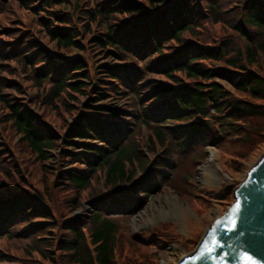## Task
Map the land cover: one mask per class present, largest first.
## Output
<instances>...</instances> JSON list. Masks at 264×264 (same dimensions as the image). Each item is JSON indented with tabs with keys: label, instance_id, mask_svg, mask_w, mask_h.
I'll list each match as a JSON object with an SVG mask.
<instances>
[{
	"label": "trees",
	"instance_id": "16d2710c",
	"mask_svg": "<svg viewBox=\"0 0 264 264\" xmlns=\"http://www.w3.org/2000/svg\"><path fill=\"white\" fill-rule=\"evenodd\" d=\"M12 2L37 28L1 26L0 72L20 67L52 109L43 122L0 76L3 128L17 136L0 135V240H25V256L0 249V264H55L54 246L61 264H134L149 234L129 231L126 216L149 190L121 188L155 182L174 150L200 156L187 153L209 133L207 145L246 141L245 116H264V0H84L75 14L71 0H0L4 13ZM54 110L69 113L61 131L46 124ZM84 196L90 213L65 216Z\"/></svg>",
	"mask_w": 264,
	"mask_h": 264
},
{
	"label": "rangeland",
	"instance_id": "374dc122",
	"mask_svg": "<svg viewBox=\"0 0 264 264\" xmlns=\"http://www.w3.org/2000/svg\"><path fill=\"white\" fill-rule=\"evenodd\" d=\"M83 1L71 0V6L68 7L69 11L75 14L77 9H74V4L76 3L80 7ZM16 18L26 24L28 23V25L32 26V32H35L37 28L36 17L32 14V11H28L14 2H12L8 14L4 13L0 7V28L1 26L11 25L21 27V25L17 24L20 21H16ZM221 32L219 28H216V34L220 35ZM41 40L47 45H51L47 38L41 37ZM17 70V74L1 71L0 76L1 78L16 79L19 82L20 91L11 87H4L2 92L7 93L9 97L19 96V100L24 101L29 106V109L33 113H37L39 118L45 122L44 120L47 119L43 118V110L45 108L46 86L38 88L32 85L31 81L21 72L20 67ZM219 82L225 84L223 81ZM81 100L83 101L84 99ZM45 109L51 110L52 108ZM6 117V109L0 102V135L1 137L7 135L9 140L14 143L17 140V136L15 134L8 135L7 130L3 128L2 120H6ZM50 118L52 119L51 124L47 122L46 124L61 131L66 120H69V113L66 112L58 116L54 110L50 114ZM243 124L244 128L242 130H248L249 134L246 141L240 138H228V136L226 139L216 140L215 145H212L211 142L207 145L206 142L212 138L209 133L204 141L200 140L196 144V148L190 149V152L187 153L189 155L199 152L200 156L194 154L188 160L187 158L184 159V156H179L178 151L174 150L170 154L168 161H166L167 167L151 173L155 182L148 180L146 184L142 185L140 180L143 179V176L135 180L131 186L127 185L121 188V190L126 191L132 188H138L144 192L149 190L144 198V204L135 213L126 216L129 231L137 232L143 230L149 234L148 236H143L142 231V237L137 240L139 242L133 245L134 249L143 250L140 255L135 253L138 257L133 261L134 264H140L141 261L146 262L145 264H178L184 256L196 249L200 239L216 218L221 216L234 201V191L237 186L245 179L251 166L264 153V135L261 136V133L264 132V116H245ZM141 146L146 149L144 141H142ZM145 152L143 151V154L147 156L148 153L147 158L151 159V152L147 151V149ZM13 156L16 160H19V155L16 151L13 152ZM20 156L24 159L23 162L26 163L25 159L28 154L20 152ZM199 157L201 161H199ZM19 165L21 167V164ZM39 176L40 173H37L36 179H39ZM98 186L101 190L105 189L103 178L99 179ZM138 197H141L139 193L134 194L132 202L127 200L125 205H135ZM139 203L140 201L137 204ZM90 211V203L88 198L84 196L80 200V206L72 209L65 216L70 214V216L77 218L82 215L87 216ZM163 234L165 237L162 240L160 235ZM180 235H182L181 239L179 238ZM182 240L190 242L186 243ZM24 242L25 240L18 239L14 243L9 244V242L6 243L4 240H0V249L6 252L9 250L19 256H23ZM54 247V263L61 264L60 257L57 255L59 250L56 246ZM147 256H151L148 261L146 260ZM33 257L40 258L36 254H33ZM123 257L124 252L121 250L119 259Z\"/></svg>",
	"mask_w": 264,
	"mask_h": 264
},
{
	"label": "water",
	"instance_id": "95a60500",
	"mask_svg": "<svg viewBox=\"0 0 264 264\" xmlns=\"http://www.w3.org/2000/svg\"><path fill=\"white\" fill-rule=\"evenodd\" d=\"M230 216L235 218L232 228L227 226ZM213 231L218 244L213 243ZM206 244L214 250L207 251ZM245 252L264 264V153L237 186L234 201L178 264H245Z\"/></svg>",
	"mask_w": 264,
	"mask_h": 264
},
{
	"label": "snow or ice",
	"instance_id": "6c2138e0",
	"mask_svg": "<svg viewBox=\"0 0 264 264\" xmlns=\"http://www.w3.org/2000/svg\"><path fill=\"white\" fill-rule=\"evenodd\" d=\"M238 207V205H237ZM235 210V209H234ZM223 221L222 220H217L216 223L217 224H221ZM229 228L235 227V218L230 216L228 218V225ZM213 235V243L214 244H218L219 241L215 240V234L214 231L212 233ZM207 251L212 252L214 249L213 248H208L207 244L205 245ZM244 259H245V264H259V262L257 260H255L251 255H249L247 252H245L244 254Z\"/></svg>",
	"mask_w": 264,
	"mask_h": 264
},
{
	"label": "bare ground",
	"instance_id": "6f19581e",
	"mask_svg": "<svg viewBox=\"0 0 264 264\" xmlns=\"http://www.w3.org/2000/svg\"><path fill=\"white\" fill-rule=\"evenodd\" d=\"M249 172V171H248ZM248 174V173H247ZM245 175H246V173H245ZM181 259V258H180Z\"/></svg>",
	"mask_w": 264,
	"mask_h": 264
}]
</instances>
